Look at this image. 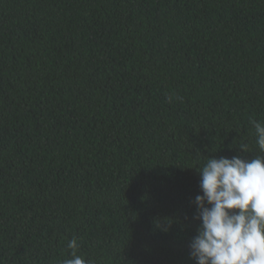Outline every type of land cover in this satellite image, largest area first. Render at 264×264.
<instances>
[{
    "label": "trees",
    "instance_id": "trees-1",
    "mask_svg": "<svg viewBox=\"0 0 264 264\" xmlns=\"http://www.w3.org/2000/svg\"><path fill=\"white\" fill-rule=\"evenodd\" d=\"M172 97V101L167 99ZM264 0H0V264H195L199 168L255 157Z\"/></svg>",
    "mask_w": 264,
    "mask_h": 264
},
{
    "label": "clouds",
    "instance_id": "clouds-1",
    "mask_svg": "<svg viewBox=\"0 0 264 264\" xmlns=\"http://www.w3.org/2000/svg\"><path fill=\"white\" fill-rule=\"evenodd\" d=\"M169 102L172 97L167 98ZM259 149L253 158H208L199 168L195 196L200 221L189 245L195 264H264V122L250 120ZM70 258L62 264H91L78 254L75 238L67 244Z\"/></svg>",
    "mask_w": 264,
    "mask_h": 264
}]
</instances>
